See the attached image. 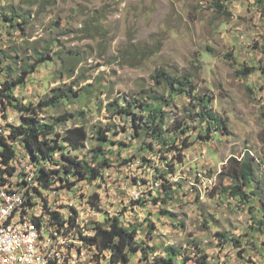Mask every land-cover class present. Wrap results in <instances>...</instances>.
<instances>
[{
	"label": "rangeland",
	"instance_id": "obj_1",
	"mask_svg": "<svg viewBox=\"0 0 264 264\" xmlns=\"http://www.w3.org/2000/svg\"><path fill=\"white\" fill-rule=\"evenodd\" d=\"M221 2L222 10L215 7V0H2V6L31 12L25 31L0 28L1 59L16 68L14 75L29 58L30 63L35 61L32 47L40 50L50 44L51 59L41 62L15 94L22 103L36 106L52 95L53 88L69 90V100L38 112L46 120L65 112L75 115L58 127L59 132L85 126L88 140L74 154L97 164L92 159L98 144L95 131L115 124L116 135L110 132L109 136L117 141L128 130L124 119L114 118L109 104L122 95L142 99L149 93H162L165 87L156 86L152 78L160 68L172 76H189L193 94L210 96L218 123L226 124V128L219 125L209 140L200 137L206 135L200 134V124L190 129L191 134L183 136L191 145L182 151V162L176 153L161 158V152L141 150L136 141L126 146L106 144L112 162L107 168L117 174L110 188L107 174L77 181L75 198L71 187H63L60 181L55 184L53 202L65 216L75 208L83 235L110 217L119 216L126 225L141 224L138 241L156 246V253L146 260H140L138 253L131 257V264H152L155 255L165 256L168 246L181 252L177 264L185 256L186 264H194L203 254L212 264H264V0ZM244 67L257 71L243 75ZM195 105L189 95L176 96L164 106L165 127L181 120ZM4 115L7 120L0 116V131L10 129L7 123L19 124L17 110L8 107ZM152 143L156 150L161 146ZM248 153L262 181L249 203H241L224 191L232 180L222 176V171L230 157L241 160ZM23 160L27 162L28 157ZM126 160L136 163L131 173ZM156 167L165 178L159 187L150 189L145 178L147 185H154ZM164 183L173 188L167 202L161 199ZM133 186L143 194L136 210H132ZM38 192L47 207L48 191L40 187ZM94 192L98 207L90 202ZM70 232L71 241H81L73 243L74 255L83 256V247L98 254L81 235ZM223 233L229 234L226 240L218 236ZM97 258L101 264H112L102 254ZM77 264L95 263L82 260Z\"/></svg>",
	"mask_w": 264,
	"mask_h": 264
},
{
	"label": "trees",
	"instance_id": "obj_2",
	"mask_svg": "<svg viewBox=\"0 0 264 264\" xmlns=\"http://www.w3.org/2000/svg\"><path fill=\"white\" fill-rule=\"evenodd\" d=\"M215 7L218 10H222L225 6L221 0H215ZM8 10L10 11L8 12ZM29 21H31V12L21 13L13 6H2V0H0L1 29L9 27L20 28L25 31V26L28 25ZM49 49V43L45 48H40V50L32 47L31 55L34 56L35 61L30 63L31 58H29L15 75L14 71H16V68L12 64H4V59H1L0 55V74L2 78V80L0 79V116L7 120L4 112H6L8 107L20 113L18 125L7 123L10 129L4 128L3 131H0V181L4 182L8 180L7 177L11 176L20 179L21 169L4 168V166L22 164V155L18 154L17 150L19 143L22 142L23 158H30L32 163L38 167L36 183L38 184L39 182L41 189L46 191H48V187L58 181L63 184V187H71L80 180L93 181L98 179L112 163L109 158L111 149H105L106 144L127 145L109 136L110 132L111 135H116V132H113L115 131V124L104 129H97L95 137L98 144L94 149L92 159L98 163L93 164L85 157L73 153V151L84 147L88 140V132L84 125L71 126L62 132L57 130L59 126L65 125L75 115L65 112L47 120L39 118V110L41 111L50 106L55 107L61 102L69 100V90L61 91L60 88H53L52 95L48 99L39 102L36 106H33L32 103L24 104L18 99L15 89L26 84L29 75L36 71L41 62L51 59ZM4 65H6V68ZM262 69L264 73V66ZM255 71H257L256 68L244 67L240 73L248 75ZM152 78L156 86L162 85L165 87L162 93L153 92L152 95L149 93L142 99L138 96L128 97L127 95H122L109 104V107H113L114 118L124 119V129L127 127L132 129V135L136 142L139 143L141 150L152 153L161 152V158H164V154L176 153L175 155L178 158H175L182 162V151L191 145L188 144L189 138L183 136L187 132L190 133V129H196L198 124H200L202 131L200 134L206 133L205 136L200 135V137L204 140H209L213 138L211 135L214 130L219 128V125L222 128H226V124L223 121L218 123L217 116L210 108L212 98L193 94V86L189 76H172L165 69L160 68L153 74ZM189 85L190 87H188ZM179 95H189L196 102L195 108L193 111H188L181 120L177 119L173 125L165 127L167 125V113L164 110V106H167ZM81 113L84 114L85 112L80 110ZM6 131L7 139H5ZM168 133L170 136L167 135ZM145 138L151 141H147ZM152 141H156L161 145L158 150L154 148ZM257 167L249 153L241 160L233 156L230 157L229 165L224 167L222 176H228L232 182L224 188V191L229 193L232 198L239 199L241 203H249L251 196L257 194L258 187L256 185L258 183L261 185L262 181V176H257L256 174ZM160 177L164 179L165 173L160 174ZM163 188V197L161 199L163 202H167V198H172L173 188L165 183ZM38 189L34 187V191L39 194ZM91 199V204L94 207H98V194L96 192H94ZM30 200L33 204H36L33 195L30 196L28 201ZM26 205L30 207L29 202ZM71 209L73 213L67 216L59 212V210L52 209L53 211H50L47 209V212L50 211L51 214L47 218V225H53L58 232L61 231V224L64 231L73 230L74 234L78 233L81 235L82 240L89 247L96 248L98 251L97 256L102 254L105 258L108 257L112 264H131V257L138 253L141 254L140 260L149 259L152 254L156 253V246H149L146 241H138L137 235L141 224L128 223L126 225L119 217H110L107 218L106 223H95L91 234L83 235V229L78 223L79 215L75 214L74 207H71ZM263 209L262 206L261 210L263 211ZM260 230L263 231V228H260ZM218 236L226 240L229 234L223 233L218 234ZM234 243L241 244L236 239H234ZM165 252V256L155 255L152 264L178 263L177 258L181 255V252L177 248L168 246ZM182 259V264H186L188 257L185 256ZM194 264L212 263L203 254L195 259Z\"/></svg>",
	"mask_w": 264,
	"mask_h": 264
},
{
	"label": "bare ground",
	"instance_id": "obj_3",
	"mask_svg": "<svg viewBox=\"0 0 264 264\" xmlns=\"http://www.w3.org/2000/svg\"><path fill=\"white\" fill-rule=\"evenodd\" d=\"M27 163L28 177L32 180H25V176H20L18 186H13V181L6 180L4 182L0 181V187L10 189V193H18L19 188V197L15 202V210H11V217H18L19 214L30 227L32 235H41L44 240L37 242L36 252H34V257H31L28 256V245L25 243L23 231H18V224H11L10 228H3V235L14 236V247L17 249L18 259H22V264H70L72 258L68 255L67 247H61L59 241L61 231L58 232L53 225H47V218L50 215L47 212L46 205L37 196L38 193L32 191V187L40 188V186L39 182L36 183L37 171L35 172V167H33L30 158H28ZM15 178L17 179V177ZM32 195L36 200V204L31 202L33 204L31 209L26 203H30L28 200ZM0 200H4L3 191H0ZM3 221L4 214L0 213V225ZM70 237H72L71 232L64 233L63 230L62 240L71 241Z\"/></svg>",
	"mask_w": 264,
	"mask_h": 264
},
{
	"label": "built area",
	"instance_id": "obj_4",
	"mask_svg": "<svg viewBox=\"0 0 264 264\" xmlns=\"http://www.w3.org/2000/svg\"><path fill=\"white\" fill-rule=\"evenodd\" d=\"M0 129H1V125H0ZM5 139H7V131H6ZM118 139H119L118 141H122L125 144H133L136 141L132 135V130H130V128H128V130L125 131V135L123 138L121 139L118 138ZM17 150H18V154L22 155V164L4 166V168L13 167L14 169H21V176H25V180H32L28 177V170H29L28 163L23 160L22 142L19 143ZM135 164L136 163L133 160H129L126 163V167L130 169V173L132 172V168L135 167ZM103 174H107V182L109 183V188H110V182L113 179H115L117 174L111 172L109 168H106ZM5 176H11V175H5ZM167 177L170 178V175L167 174ZM145 179H146V187H149L150 189L159 187V182L163 181L162 178L160 177V174H158L157 167L155 168L154 185H147V178ZM208 181L211 183L210 180ZM13 186H18V179H13ZM54 186L55 184L47 188L48 189V205L46 209L63 210L52 200L51 195L57 192ZM75 187H76V184L72 185L71 188L69 189V192H71V195L74 198L77 192L75 190ZM0 191H3L4 193V200H0V213L4 214V221L0 225V264H22V259H18L17 249L14 247V236L3 235V228H10L11 224H18V231H23L25 243L28 245V256H31V257H34V252H36L37 242L39 240H44V239H43V236L41 235H32L30 227L24 222V218H22L19 214H18V217H11V210H15V202H16L17 197H19V188H18V193H10V189H5L4 187H0ZM82 191L84 190L82 189ZM130 191L133 194L132 210H136L139 208V202L143 196L142 190L139 187L133 186ZM29 206L32 209L31 200H30ZM83 221H84V216L80 220V223L83 224ZM134 222L135 221H132V223ZM45 223L46 222L44 221V224ZM60 228H61V236L59 238V241L61 243V247H67L68 255L72 256V262L77 264L78 262H82V260H90L91 263L101 264V261L98 260L97 258V254L89 253L88 248L83 247L84 248L83 256L74 255L73 243L81 242V241L80 240H76V241L62 240V233H63L62 224L60 225ZM140 233L141 232L138 231V239L141 237Z\"/></svg>",
	"mask_w": 264,
	"mask_h": 264
}]
</instances>
